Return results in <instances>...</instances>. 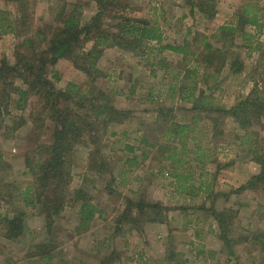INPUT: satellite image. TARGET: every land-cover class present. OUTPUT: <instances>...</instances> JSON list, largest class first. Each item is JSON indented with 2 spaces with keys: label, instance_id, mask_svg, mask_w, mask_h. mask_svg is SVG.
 <instances>
[{
  "label": "rangeland",
  "instance_id": "374dc122",
  "mask_svg": "<svg viewBox=\"0 0 264 264\" xmlns=\"http://www.w3.org/2000/svg\"><path fill=\"white\" fill-rule=\"evenodd\" d=\"M115 1L125 6L126 15L155 23L162 33V41L160 44L153 41L142 43L140 47L134 42L127 49L115 43L98 48L102 53L95 67V86L109 97L115 109L127 115L122 123L111 124L105 132H100V142L96 146H88L87 133L75 146L65 205L59 218L52 217L53 224L48 228V221L36 207L29 205L31 200L35 203V192L25 195L34 178L24 166V156L36 146L51 143L53 123L32 95L26 96L23 103L17 102L18 97L12 89H26L19 76L8 78L5 87L0 82V102L4 95L9 96L2 101L5 109L0 112V264H77L78 260L85 264H264V183L244 191L222 187L207 201L196 190H187L189 198H183L178 192L169 190L172 182L166 173L167 164L162 161L163 156L168 155L162 148H170L174 150L171 154H176L182 161L194 163V150L201 147L205 148V155H209L207 163L199 168L201 173L206 168H215V162L210 161L215 155L216 162L221 161L219 164L227 162L223 158H240L232 176L235 185L241 183L240 187L251 181L254 172L257 176L261 172L258 164L251 163L250 153L255 147L264 156V120L252 119L250 126L241 128L233 118L217 115V126L212 129L204 114L197 115L190 110L191 104L182 101L187 95L182 90L197 83L196 93L206 89L205 95L213 98L207 108L220 106L224 110L234 107L254 89L263 93L264 57L255 48L264 47V15L261 18L264 0H212L215 23L214 18L209 20L207 15L199 12L197 4L203 0ZM255 4L261 8L258 16L261 28H245V33L252 36L249 42L241 34L235 35L229 45L212 37L219 28L215 29V24L221 27L242 8ZM63 5L68 9L79 6L83 23L98 11L96 0H31L32 21L20 27L21 36L16 37L1 25L12 22L15 7L0 0V64L3 60L9 65L14 64L15 50L22 40L36 31L51 38L57 32L59 23L56 16ZM104 23L115 24L110 21ZM203 38L213 48H222L230 57L237 56L243 63L242 72L232 75L226 66L230 63L227 59L223 71L215 74L214 80L203 87L201 81L206 76ZM185 42L189 43V50L194 54L193 61L188 63L184 62L181 54L160 50L162 46L181 47ZM91 44L88 42L83 50L87 52ZM41 47L39 49L46 46L43 44ZM59 61L47 68L46 79L59 89L71 84L84 95L91 79L70 62ZM195 66L197 78L188 79L187 70L191 72ZM161 109L169 115V125L191 127L185 131L184 146L177 139L163 137L164 131L158 129L157 113ZM195 116L201 121L194 123ZM32 122H42V129L36 132ZM32 139H36L38 144L31 142ZM143 140L155 148L142 144ZM127 148H132V151ZM132 158L135 159L131 161ZM99 162L107 166L100 174L96 173ZM189 167L193 171L194 184H197L199 169L192 164ZM248 175L251 176L248 178ZM81 187L86 188L88 203L98 212L83 232L77 231L81 202L72 196ZM128 202H140V207L152 202L165 208L167 203L177 207L169 206V211L161 215L164 217L161 223L166 227V231H162L158 223L147 228L148 224L154 223H146L145 218H139L140 208L131 207L126 211ZM210 208L224 212L229 218L234 214L227 222L232 224L226 231L233 243L231 248L225 247L218 236L215 238L207 233L203 248L199 244L201 241L192 240L195 243L190 245L187 243L189 236L194 229L202 230V225H194L191 218L190 230L182 231L184 226L176 223L178 215L187 216L195 211L202 216L204 227V222L206 225L210 218L204 210ZM174 209L179 212H173ZM17 217H21L23 231L16 239L10 238L6 235L8 225ZM130 219L134 221L133 225L128 223ZM155 227L157 230L153 231ZM253 235L260 236V239L251 240ZM167 254H173L175 259L172 263L168 262ZM43 257L49 260L43 261Z\"/></svg>",
  "mask_w": 264,
  "mask_h": 264
},
{
  "label": "trees",
  "instance_id": "16d2710c",
  "mask_svg": "<svg viewBox=\"0 0 264 264\" xmlns=\"http://www.w3.org/2000/svg\"><path fill=\"white\" fill-rule=\"evenodd\" d=\"M3 1L14 6L15 13L12 22L0 24L7 32L20 37L19 28L27 26L32 21L29 8L31 0ZM115 2V0H96L98 11L85 23H83L79 6L75 5L70 9L66 8V5L61 6L56 16L59 26L57 32L52 34L51 38L48 39L45 34L36 31L29 38L22 40L20 46L15 50L14 64L9 65L5 60L0 64V82L4 87L7 86L6 80L15 76H19L24 86H26L25 90L22 88L12 89L18 97L17 102L23 103L26 96L32 95L37 98L39 108L48 114V120L53 123L51 143L46 146H36L24 156V166L28 169L29 175L34 178V182L26 189L25 195H28L31 191L35 192V203L33 204V200H31L29 205L36 207L38 213L44 217L45 221H48L46 223L47 228L53 224L52 217L57 216L59 218V213L65 205L67 190L71 182L70 164L75 146L80 144L86 133L88 146H96L100 142L101 135L99 133L105 132L111 124L122 123L127 115L126 112L115 109L111 105L109 97L95 86L94 81L97 77L95 67L102 53L98 48L103 45L109 47L115 43L119 47L123 46L122 48L127 49L134 42L136 43L135 46L140 47L142 43L153 41L160 44L162 41V33L155 23L150 24L145 20L126 15L124 13L126 11L125 6L121 2ZM197 7L199 12L207 15L209 20L214 18L215 11L212 0H203L197 4ZM260 10L261 8L256 4L247 6L246 9L242 8L239 14H235L229 22L219 27L218 32L212 37L217 42L229 45V43H233L235 35L241 34V37L249 42L252 36L245 33V28L247 26L255 29L261 28L258 22ZM263 15L261 14V18ZM105 21L114 22L115 24H105ZM90 41L92 46L85 52L83 49ZM201 43L202 49L205 51L203 62L206 76L201 81L203 87L207 85L208 81L212 82L214 80L215 74L223 71L227 59H230V63L226 66L228 65V70L232 75L242 72L243 63L238 61L237 56L232 55L230 57L222 48H213L206 41V38H203ZM43 44L46 46L45 49H39ZM21 48H24V50ZM255 49L261 53V57H264V47L258 46ZM160 50L181 54L185 59V63L193 61L194 54L190 52L188 42H185L181 47L162 46ZM187 58H191V60H186ZM59 60L70 62L75 69L83 72L91 79L90 87L84 95L78 87L71 84L65 89H59L46 79L47 68L54 66ZM195 68L196 66L191 72L187 70L188 79L197 78V68ZM54 78L58 81L56 75H54ZM197 85L195 83L193 87L182 90L187 93L182 101L191 104L192 108L190 110L196 112L197 115L204 114L207 121L212 125V129L217 126L218 120L215 118L217 115L233 118L241 128L250 126L252 119L264 120V91L262 93L254 89L245 99L237 101L234 107L224 110L220 106L207 108L213 98L205 95L206 89L196 93ZM8 97L6 94L1 98L0 112L5 109L2 101L7 100ZM85 108L87 110H84ZM157 114V127L164 131L163 137L177 139L184 146V140L187 137L185 131H189L191 127L169 125L167 123L169 115L165 114L162 109ZM199 121L201 119H198V116L193 118L194 123ZM32 123L36 132L43 127L42 122ZM31 142L37 143L36 139ZM142 144L155 148V145L147 144L144 140ZM127 149L132 151V148ZM163 149L167 150L168 153L164 156L165 161L170 160L173 164L179 163L174 158L175 155L171 154L174 153V150L170 148ZM205 153V148L197 147L194 150L195 161L197 163L200 160L204 161ZM250 154L252 161L261 167V172L258 176H254L248 184L240 187L239 191L251 189L258 183H264V156L255 147L252 148ZM134 159L132 158L131 161ZM99 163V170L96 172L98 174L107 169L103 162ZM166 173L170 177L168 170H166ZM86 194L87 190L84 187L72 193L74 200L81 202L80 221L77 226L79 232L86 231L90 222L98 213L96 208L88 203L89 199ZM128 203L126 211L130 210L131 207L134 209L140 208L139 214L141 213V215H139V218H145L146 223H161L164 221V217L161 215L165 211H169V208H165L156 202L144 204L142 207H140L142 205L140 202L137 204ZM204 211L217 223L219 240L224 242L225 247L231 248L233 243L228 238L226 231L229 225L232 224L227 222L231 221L234 214H231L229 218V215L224 212H216L213 208ZM128 223L133 225L134 221L130 219ZM22 231L21 217H17L9 223L6 235L16 239ZM259 239L260 236L257 235L251 237L253 241ZM167 258L170 263L175 259L173 254H167ZM42 259L43 261L49 260L48 257ZM77 262V264H85L80 260Z\"/></svg>",
  "mask_w": 264,
  "mask_h": 264
},
{
  "label": "crops",
  "instance_id": "0c3cea01",
  "mask_svg": "<svg viewBox=\"0 0 264 264\" xmlns=\"http://www.w3.org/2000/svg\"><path fill=\"white\" fill-rule=\"evenodd\" d=\"M215 22H216V17L213 19V23H215ZM215 25H216L215 29L220 27V25L218 26V24H215ZM58 62H60V61H58ZM172 155H175L174 158L177 159L179 161V163L173 164L170 160L165 161L164 156L162 158V161L166 162V164H167L166 168L168 169V171L170 173L169 179L172 182L170 184V187H172V188L169 190H172L173 192H178L183 198L184 197L189 198V195L187 194V190H196V193L203 195L204 201H207L209 196L217 195V190H221L222 187L229 188V190H232V189L238 190L240 187L239 185L241 183L238 185H235L233 182V178H232L233 173L236 171L234 168L235 164L237 165V163H240V158H234V159L230 158V160L228 158H223V160L227 161V162H224V164H219V163H221V161L216 162L217 159L215 160V158H216V155H215L212 158L213 160H210L213 163L215 162V168L213 170H210V169L208 170L206 168L205 172L201 173L199 168H200V166H204L207 163V161L209 160V155H206L205 160L204 161L200 160L199 163H197L195 161V159L193 160L194 163L189 162V161H182L181 159H179V157L176 156V154H172ZM225 157H227V156H225ZM252 162L253 161H251V163ZM190 164H192V167L196 168V166H197L198 167L197 169H199L197 171L198 172L197 179L199 180V182L197 184H194V180H193L194 177H193V173H192L193 171L190 170L191 169L189 167ZM181 165L184 168L180 167ZM211 165L213 166V164H211ZM252 175L257 176L255 174V172ZM249 176H251V175H248V178H249ZM245 179H247V178H245ZM244 183L245 182H243L242 184H244ZM159 186H160V184H159ZM155 187H156V183H155ZM153 188H154V186H153ZM195 197H196V194H195ZM155 201H157V200H155ZM187 201H189V200H187ZM167 205H165V206H167V207L173 206L174 208L177 207L176 204L172 205V204L167 203ZM205 207H208V205H205ZM172 211L173 212L174 211L179 212L178 209H174ZM167 218H168V216H167ZM191 218L194 219V225L197 223L202 225V230L196 231L194 229V231H192L193 232L192 236L191 237L189 236V239L187 241L188 244L191 245V244L195 243V242H193L195 240L198 243L201 241V243H199V244H201L200 247L203 248V244H204L203 239H205L207 237V234H209V235L211 234L210 236L217 238V236H218V225H217V223L210 217L207 219L206 225L204 222V227H203L202 216L195 211H193L191 214H189L187 216H185L183 214L178 215L176 218V223L178 225L181 224L184 226L182 228V231H189L190 225H191V220H189V219H191ZM183 219H185V220H183ZM168 220L171 223L170 217L168 218ZM158 224H160L158 226L162 231H166V227L164 226L165 225L164 223H158ZM153 225L156 226L155 223L154 224H148L147 228H149L150 226H153ZM155 230H157L156 227L153 231H155ZM125 247H126V245H125ZM141 248H143V247H141ZM109 255H111V254L108 253V256Z\"/></svg>",
  "mask_w": 264,
  "mask_h": 264
}]
</instances>
